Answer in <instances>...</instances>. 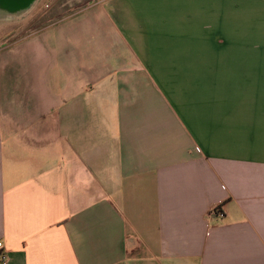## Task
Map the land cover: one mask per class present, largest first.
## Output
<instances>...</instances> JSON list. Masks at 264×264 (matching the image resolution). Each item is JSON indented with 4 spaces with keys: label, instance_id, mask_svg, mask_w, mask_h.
Returning <instances> with one entry per match:
<instances>
[{
    "label": "crops",
    "instance_id": "obj_1",
    "mask_svg": "<svg viewBox=\"0 0 264 264\" xmlns=\"http://www.w3.org/2000/svg\"><path fill=\"white\" fill-rule=\"evenodd\" d=\"M105 8L117 75L0 125L8 264H264V0Z\"/></svg>",
    "mask_w": 264,
    "mask_h": 264
},
{
    "label": "rangeland",
    "instance_id": "obj_2",
    "mask_svg": "<svg viewBox=\"0 0 264 264\" xmlns=\"http://www.w3.org/2000/svg\"><path fill=\"white\" fill-rule=\"evenodd\" d=\"M106 1L35 0L17 19H0L3 128L19 130L14 134L29 139L30 132L25 129L49 119L46 114L56 109V92L72 91L67 89L72 76L84 80L97 75H117L123 53L105 34L110 26L104 14ZM95 59L101 63L96 67ZM78 79L75 91L83 93L92 86L82 80L80 88ZM31 82L33 95L27 89ZM116 86L120 91L132 85Z\"/></svg>",
    "mask_w": 264,
    "mask_h": 264
},
{
    "label": "water",
    "instance_id": "obj_3",
    "mask_svg": "<svg viewBox=\"0 0 264 264\" xmlns=\"http://www.w3.org/2000/svg\"><path fill=\"white\" fill-rule=\"evenodd\" d=\"M35 0H0V15H16L25 12Z\"/></svg>",
    "mask_w": 264,
    "mask_h": 264
},
{
    "label": "built area",
    "instance_id": "obj_4",
    "mask_svg": "<svg viewBox=\"0 0 264 264\" xmlns=\"http://www.w3.org/2000/svg\"><path fill=\"white\" fill-rule=\"evenodd\" d=\"M208 218H214V217H219L222 218L224 216V210L221 205H218L211 209L208 212ZM9 261V255L8 252L4 249V245L2 241H0V264H8Z\"/></svg>",
    "mask_w": 264,
    "mask_h": 264
},
{
    "label": "bare ground",
    "instance_id": "obj_5",
    "mask_svg": "<svg viewBox=\"0 0 264 264\" xmlns=\"http://www.w3.org/2000/svg\"><path fill=\"white\" fill-rule=\"evenodd\" d=\"M25 12H23V13H25ZM23 13L20 12V13L16 14L15 16L14 15H10V14H8L6 16L0 15V19H2V20L3 19H5V20H14V19H17L18 17H20V15L23 14Z\"/></svg>",
    "mask_w": 264,
    "mask_h": 264
}]
</instances>
